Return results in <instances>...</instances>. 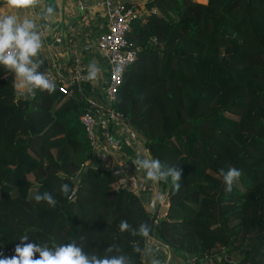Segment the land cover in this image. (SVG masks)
Masks as SVG:
<instances>
[{"label":"trees","instance_id":"trees-1","mask_svg":"<svg viewBox=\"0 0 264 264\" xmlns=\"http://www.w3.org/2000/svg\"><path fill=\"white\" fill-rule=\"evenodd\" d=\"M130 5L138 13L126 39L137 57L113 108L141 134L152 159L183 169L179 191L157 183L169 210L152 227L154 212L119 186L89 143L80 115L90 83L63 90L57 81L52 94L19 98L14 74L0 67V150L12 151L10 160L0 158V258L27 236L50 247L75 239L100 257L118 244L144 264L133 245L144 249L151 236L184 258L264 264V0ZM229 167L242 175L226 193L220 170ZM64 183L67 196L58 194ZM45 191L55 207L33 199ZM122 219L134 228L147 221L152 230L146 238L120 233Z\"/></svg>","mask_w":264,"mask_h":264},{"label":"clouds","instance_id":"clouds-1","mask_svg":"<svg viewBox=\"0 0 264 264\" xmlns=\"http://www.w3.org/2000/svg\"><path fill=\"white\" fill-rule=\"evenodd\" d=\"M10 6L27 7L35 6L39 0H7ZM47 15L53 13L52 7H47ZM42 47V39L37 30V25L25 18L22 22L15 16H0V67L14 74L12 87L20 95H35V90L52 94L57 85L48 78L45 71H38L44 64V59L39 57ZM124 66L117 65L116 71L122 72ZM101 73V68L93 61L87 66L85 81L96 80ZM137 171H143L146 179L159 183L171 182L176 191L181 187L183 169L178 165H166L159 159H148L140 154L132 160ZM220 175L223 177L225 192L231 193L234 181L242 175L240 169L229 167L226 171L222 168ZM70 188L67 183L61 184L58 194L67 196ZM36 203H47L49 207H55L57 200L52 192L45 191L34 195ZM120 233L129 232L132 236L148 237L151 225L147 221H141L138 227H133L126 219L118 224ZM14 254L10 257L0 258V264H134L131 255L125 253L118 244H111L105 249V255L100 257L84 251L81 243L73 239L67 243L49 246L47 243L29 241L27 236L19 238ZM85 237L80 236L79 241ZM119 255H109L112 252ZM133 252L149 255L152 249L147 246L142 249L139 244L133 245ZM37 253L39 255H37ZM150 264H161L160 260L153 257Z\"/></svg>","mask_w":264,"mask_h":264},{"label":"crops","instance_id":"crops-1","mask_svg":"<svg viewBox=\"0 0 264 264\" xmlns=\"http://www.w3.org/2000/svg\"><path fill=\"white\" fill-rule=\"evenodd\" d=\"M144 1L112 0L113 3L124 5ZM47 7L53 8L51 15H47ZM6 15L15 16L21 22L25 18L31 19L37 25L42 39L39 57L45 61L38 71L52 73L57 79L69 80L77 66H80L87 75V66L94 61L101 68V73L96 80L89 82L91 92L97 96L103 92L108 82L109 63L97 47L98 37L108 28V18L101 0H39L37 5L27 7L10 6L7 0H2L0 16ZM17 94L19 98L29 96H22L18 92ZM128 128L125 119L109 126L110 132L119 139V153L124 158L125 165L132 170L134 168L132 160L137 154L145 158L148 157L144 147L134 144L130 139L127 133ZM141 181L144 186V196H140L141 199L146 203L147 197L153 194L157 198L153 206L146 207L148 211L154 212L165 195L161 194L157 184L146 179L144 172H142ZM159 194L161 197L158 199ZM157 244L162 246L158 248V251L166 257V262L160 261L161 264H190L188 260L192 256L181 257L151 236L147 239L145 247L151 248L152 253L144 255V264H150L153 257L159 259L153 254ZM217 259L218 255L212 259L204 260L209 264H218Z\"/></svg>","mask_w":264,"mask_h":264},{"label":"built area","instance_id":"built-area-1","mask_svg":"<svg viewBox=\"0 0 264 264\" xmlns=\"http://www.w3.org/2000/svg\"><path fill=\"white\" fill-rule=\"evenodd\" d=\"M1 1L2 0H0V3ZM101 3L105 8L108 18V28L98 37L97 47L102 51L109 63L108 82L103 92L100 94L102 98L101 102H98V100L93 97V94L86 97L87 107L80 115V120L85 127L89 143L97 158L107 163L113 173L117 175L119 186L136 192L143 197L144 186L141 181L143 171H137L135 166L130 170L129 167L125 165V160L119 153V139L109 130L111 124H116L120 120L124 121V119L114 111L113 103L116 99L117 91L123 80L127 66L134 62L137 57L135 50L128 46L126 33L130 30L131 20L136 17L138 10L131 5L113 3L112 0H101ZM120 64L124 66V70L122 72H117L116 67ZM45 73L48 78L56 84L57 81H60L63 90H65V87L70 83H78L85 78L80 66L76 67L69 80L57 79L52 73ZM125 123L129 126L127 133L133 143L145 146V140L141 134L126 120ZM154 183L157 184L156 182ZM74 192L75 190H73L71 194L74 195ZM161 194L165 195L163 192ZM73 195H71L72 198ZM160 197L161 195L159 194L158 199ZM155 199L157 198H155L154 194L147 197L145 203L146 207L153 206L155 204ZM162 202H160V204ZM188 262H190V264H209L208 261L199 259L195 256H192Z\"/></svg>","mask_w":264,"mask_h":264},{"label":"rangeland","instance_id":"rangeland-1","mask_svg":"<svg viewBox=\"0 0 264 264\" xmlns=\"http://www.w3.org/2000/svg\"><path fill=\"white\" fill-rule=\"evenodd\" d=\"M142 147H144L143 149H144L145 153L147 154L148 159H152V156L150 155L147 146L145 145V146H142ZM0 158L3 159V160H6V161L10 160L12 158V151H11V149L10 148L1 149L0 150ZM0 171H1V169H0ZM161 247H162L161 245H158L157 244L154 247L155 248V251H153V254L155 256H157L160 261L166 262L165 255H163L162 252H159L158 251V248H161Z\"/></svg>","mask_w":264,"mask_h":264},{"label":"water","instance_id":"water-1","mask_svg":"<svg viewBox=\"0 0 264 264\" xmlns=\"http://www.w3.org/2000/svg\"><path fill=\"white\" fill-rule=\"evenodd\" d=\"M168 210H169V198H168L167 193H165L163 202L159 204L154 211L153 218H152V227L154 225L155 219L158 216L166 215Z\"/></svg>","mask_w":264,"mask_h":264}]
</instances>
